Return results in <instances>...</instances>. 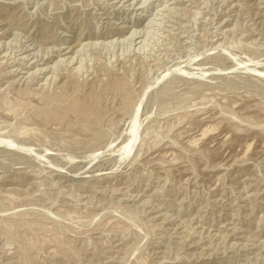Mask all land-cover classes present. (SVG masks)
<instances>
[{
  "label": "rangeland",
  "instance_id": "obj_1",
  "mask_svg": "<svg viewBox=\"0 0 264 264\" xmlns=\"http://www.w3.org/2000/svg\"><path fill=\"white\" fill-rule=\"evenodd\" d=\"M0 264H264V0H0Z\"/></svg>",
  "mask_w": 264,
  "mask_h": 264
}]
</instances>
